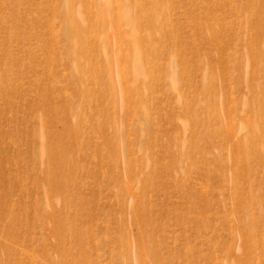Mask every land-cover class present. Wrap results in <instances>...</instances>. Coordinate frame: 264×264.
I'll list each match as a JSON object with an SVG mask.
<instances>
[{
	"label": "rangeland",
	"instance_id": "obj_1",
	"mask_svg": "<svg viewBox=\"0 0 264 264\" xmlns=\"http://www.w3.org/2000/svg\"><path fill=\"white\" fill-rule=\"evenodd\" d=\"M0 264H264V0H0Z\"/></svg>",
	"mask_w": 264,
	"mask_h": 264
}]
</instances>
